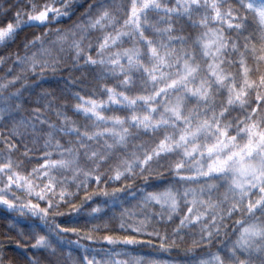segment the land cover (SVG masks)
<instances>
[{"label":"snow or ice","instance_id":"snow-or-ice-1","mask_svg":"<svg viewBox=\"0 0 264 264\" xmlns=\"http://www.w3.org/2000/svg\"><path fill=\"white\" fill-rule=\"evenodd\" d=\"M0 264H264V0H0Z\"/></svg>","mask_w":264,"mask_h":264}]
</instances>
